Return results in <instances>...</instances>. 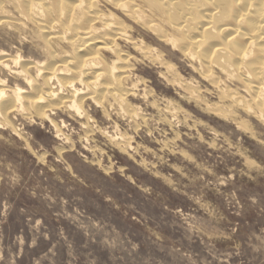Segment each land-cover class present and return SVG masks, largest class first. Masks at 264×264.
Masks as SVG:
<instances>
[{
  "label": "clouds",
  "instance_id": "clouds-1",
  "mask_svg": "<svg viewBox=\"0 0 264 264\" xmlns=\"http://www.w3.org/2000/svg\"><path fill=\"white\" fill-rule=\"evenodd\" d=\"M0 264H264V0H0Z\"/></svg>",
  "mask_w": 264,
  "mask_h": 264
},
{
  "label": "bare ground",
  "instance_id": "bare-ground-1",
  "mask_svg": "<svg viewBox=\"0 0 264 264\" xmlns=\"http://www.w3.org/2000/svg\"><path fill=\"white\" fill-rule=\"evenodd\" d=\"M211 44H212V45H215L217 48L220 46L219 43H218L217 41H212ZM236 46H237V47L242 46V42L237 41V42H236ZM166 71H168V70H167V69L162 70V71L159 72V74L163 75V77H164ZM216 71H217V70L214 69L213 71L209 72L208 75H209V76L214 75V74L216 73ZM162 79H163V78H162ZM169 81H170L171 85H173V86L176 87L177 89H181V90H182L183 87H184V84L182 83L181 79L177 78L176 75H175V73H171V72L169 73ZM174 87H173V88H174ZM175 98H176V97H175ZM218 99H222V97H220V98H218ZM170 100H171V99H170Z\"/></svg>",
  "mask_w": 264,
  "mask_h": 264
},
{
  "label": "rangeland",
  "instance_id": "rangeland-1",
  "mask_svg": "<svg viewBox=\"0 0 264 264\" xmlns=\"http://www.w3.org/2000/svg\"><path fill=\"white\" fill-rule=\"evenodd\" d=\"M158 75L160 76L161 79L164 78L163 75H161V74H158ZM181 75H183V74H181ZM166 83H170V81L168 80V81H166ZM170 84H171V83H170ZM171 86L174 87L173 85H171ZM174 88L177 89L176 87H174ZM178 90H181V89H178ZM164 95H165V98L168 99V100H170V99H171V100L176 99V98H175L176 96L173 95V94L165 93ZM171 100H170V101H171ZM185 107H186V109H187V106H185ZM189 110H190V109H189Z\"/></svg>",
  "mask_w": 264,
  "mask_h": 264
}]
</instances>
